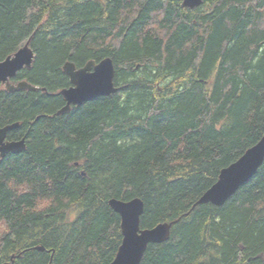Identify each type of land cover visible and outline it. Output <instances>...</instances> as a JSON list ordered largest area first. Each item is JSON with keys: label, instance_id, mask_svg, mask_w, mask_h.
<instances>
[{"label": "trees", "instance_id": "trees-1", "mask_svg": "<svg viewBox=\"0 0 264 264\" xmlns=\"http://www.w3.org/2000/svg\"><path fill=\"white\" fill-rule=\"evenodd\" d=\"M28 38L11 81L38 89L0 84V127L25 141L0 157V264H109L113 197L142 200L140 228L178 219L139 264H264V160L193 207L264 133V0H0V61ZM107 56L117 91L56 114L63 63Z\"/></svg>", "mask_w": 264, "mask_h": 264}, {"label": "water", "instance_id": "water-1", "mask_svg": "<svg viewBox=\"0 0 264 264\" xmlns=\"http://www.w3.org/2000/svg\"><path fill=\"white\" fill-rule=\"evenodd\" d=\"M180 1L182 6L189 8L197 7L202 2V0ZM29 41L30 38L14 53L0 61V84L7 91L38 89L36 85L25 79L11 81L20 70L28 69L32 65L34 52ZM62 70L69 77L71 86L59 90L66 105L57 113L68 111L71 103L78 106L84 101L117 91L113 81L114 65L108 56L98 62L89 60L78 68L72 61H65ZM18 125V122H14L0 127V157L9 152L19 153L25 149L24 138L6 140V133L17 128ZM263 160L264 134L237 160L221 169L217 180L198 198L193 207L205 203L221 206L241 185L252 178ZM108 204L120 216L122 234L115 257L109 264H139L147 246L167 241L172 224L178 221L175 219L158 223L151 228H140V216L143 212V202L140 198L124 201L113 197L108 200ZM36 248L43 249L40 246Z\"/></svg>", "mask_w": 264, "mask_h": 264}, {"label": "bare ground", "instance_id": "bare-ground-1", "mask_svg": "<svg viewBox=\"0 0 264 264\" xmlns=\"http://www.w3.org/2000/svg\"><path fill=\"white\" fill-rule=\"evenodd\" d=\"M201 3H202V2H201ZM181 5H182V4H181ZM200 5H201V4H200ZM197 7H198V6H197ZM187 8H189V7H187ZM194 8H195V7H194ZM24 43H25V42H24ZM24 43H23V44H24ZM68 78H69V77H68ZM69 82H70V79H69ZM69 86H71V83H70ZM69 86H68V87H69ZM66 88H67V87H66ZM61 96H62V95H61ZM62 97H63V96H62ZM63 99H64V98H63ZM64 102H65V104H64V106H65V105H66V101H65V99H64ZM84 102H85V101H84ZM82 103H83V102H82ZM82 103H81V104H82ZM81 104H80V105H81ZM64 106H63V107H64ZM71 106H77V105H73V104L71 103V104L69 105V107H71ZM78 106H79V105H78ZM63 107H62V108H63ZM60 109H61V108H60ZM60 109H59V110H60ZM69 109H70V108H69ZM59 110H57V112H58ZM57 112H56V114L64 113V112H59V113H57ZM65 112H66V111H65ZM263 134H264V133H263ZM252 146H253V145H252ZM160 223H162V222H160ZM172 225H173V224H172ZM154 226H155V225H154ZM150 228H151V227H150ZM170 232H171V228H170ZM168 239H169V238H168ZM40 247H41V246H40ZM42 248H43V247H42ZM40 250H41V249H40Z\"/></svg>", "mask_w": 264, "mask_h": 264}, {"label": "flooded vegetation", "instance_id": "flooded-vegetation-1", "mask_svg": "<svg viewBox=\"0 0 264 264\" xmlns=\"http://www.w3.org/2000/svg\"><path fill=\"white\" fill-rule=\"evenodd\" d=\"M190 9H192V8H190Z\"/></svg>", "mask_w": 264, "mask_h": 264}]
</instances>
